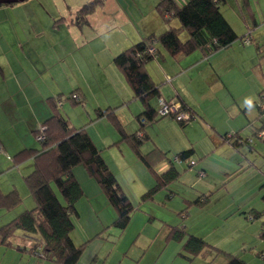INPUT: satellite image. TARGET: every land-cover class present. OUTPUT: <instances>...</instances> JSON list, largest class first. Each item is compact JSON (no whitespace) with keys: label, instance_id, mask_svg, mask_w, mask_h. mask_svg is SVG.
Segmentation results:
<instances>
[{"label":"crops","instance_id":"0c3cea01","mask_svg":"<svg viewBox=\"0 0 264 264\" xmlns=\"http://www.w3.org/2000/svg\"><path fill=\"white\" fill-rule=\"evenodd\" d=\"M234 1L236 4L233 6L237 5L240 10L239 0ZM38 2L40 6L34 8L37 11L32 10L37 16L40 17L43 12V16L45 15L46 17L47 14H50L54 21L55 19L58 21L48 30L44 21L38 19L34 22V30L22 29V32L25 31L28 38L20 36V28L16 26L15 20L11 16L13 15L11 9H16V12H20V9H22V6H17L20 1L8 6L0 5V11L3 12V17L0 18V144L2 148V151H0V190L8 192L11 189H16L21 196L20 203L13 208L0 207V224L25 209L27 207L25 206L26 204L32 206L30 205L32 204L31 201L34 203L23 180V176L33 169V157L30 156L16 162L13 156L23 148L38 147L35 143L34 128L51 114V108L47 101L48 96L62 94L68 88L69 93L75 90L82 95L84 103L80 104L86 110L89 107L88 104L95 110L125 104V100L132 96V90H128L129 84L114 64L113 56L150 32L157 31L155 24L145 26L142 21L138 23L137 20L132 19L130 12L121 6L119 0H102V3H99L95 9L87 14L86 21L80 24L76 22L75 14L86 1L49 0L52 3L51 7L46 6L44 0ZM227 2L228 0L221 1L219 9L237 34L249 32L254 41L259 43V40L253 34V29L258 24L254 20L255 17L250 7V0H244V2L250 7V16H253L251 25L247 24L244 15L241 16L242 20H240L237 15V9L234 8L235 10H233L230 8L232 6L230 5L229 7ZM221 4H223L222 7ZM225 4L226 6L224 7ZM141 15L143 14L141 13ZM242 22H246V29H244ZM240 26L243 29L239 33L237 28ZM62 28L64 32L60 34V29ZM88 29L90 31L91 29L94 30L93 34L95 37L111 31V29H114L111 32L115 36V30L118 29L120 36L117 37L116 35V39H105L102 44H97V51L91 52L92 56L90 55V59H88V54L81 50L82 47L87 46ZM23 40H29V43ZM24 42L28 43V47H24ZM77 43H79V47H77ZM261 60L254 42L242 43L237 39L231 45L207 55H202L199 49L180 57H173L163 51L147 61L145 67L154 81L159 83L160 94L163 98L177 100L190 107L193 117L187 124L191 120H193L191 123H194L195 119L197 121L200 118L205 121L209 119L206 124H209L210 135H219L220 137L222 133L227 132L226 129L223 132L221 129L225 126L222 125L225 122L216 126L217 117L212 118L211 116H214V113H211V111L214 110L216 115L218 113L223 114L226 119L234 118L239 114V112H234L231 104L235 106L242 105L240 98L244 97V95L236 98V89L245 87L241 94H246L249 90H252L255 82L258 83V76L261 77V80L258 87L256 86L253 89L258 93L264 87V72L261 69ZM40 77H42V84L37 81ZM213 80H215V84ZM129 88L131 89V87ZM222 90L226 94L222 93L223 96L220 97L218 92H222ZM97 92L102 93V97H97L95 94ZM209 94L211 97L208 98L207 95ZM230 96H233V99L228 100L227 97ZM247 96L245 95V97ZM207 99L206 108L204 102ZM223 100H227V105ZM245 102L247 103V100ZM155 104H157V100H155ZM64 105L62 102L59 106L60 112L61 106L64 107ZM64 110L67 112L66 109ZM251 112H246V115H252ZM61 114L63 113L61 112ZM125 114L120 113L117 115L120 122V118L124 120L128 118ZM63 115L67 116L73 123L79 124L77 119L70 114L69 116ZM154 123L151 121L146 125L152 126ZM241 126L238 129L242 131L244 126ZM90 127L87 126L86 130L92 141L95 138L100 142H108L102 139L104 134L102 135L99 131H94L98 136L94 137V132L89 129ZM234 128L237 129V127ZM219 140L221 142L218 144L223 142L230 144L228 141H222L221 137ZM181 142L180 138V142H177L175 148L179 149L180 146L186 144ZM158 143L162 147L165 146L162 142ZM96 183L95 186L93 185L94 188L92 190L98 193L97 187L100 192H103L99 184ZM200 188L204 187L201 186ZM23 201L25 202V207L22 204ZM238 206L240 216H236L237 219H241L243 225H252L253 220L257 218L248 217L245 213L250 208V204ZM256 209L263 212V209ZM227 210L217 216H213L215 220H218L216 224H208L209 230L212 229L219 233L214 239L203 233L202 235L199 229L195 231V226L190 227L187 223L186 225L174 223V225L182 226L187 233L206 238L205 240L209 244L221 251L218 252L205 247L191 259L187 257V251L182 247L186 234L179 240L168 238V228L173 224L167 223L165 240L173 239L177 241L180 243V249L174 255L173 252L175 251L169 253L165 264H226V252L241 257L245 264H264V237L261 234L263 231L259 232L256 225H253L249 235L245 230H242L243 233L239 234L238 231L235 232L231 227V229L225 228V230H220L217 227L221 223V217L229 212ZM185 214L188 215L189 210ZM263 214L264 212L260 218L263 217ZM263 220L261 221V228L264 227ZM38 239L39 235L36 233L15 229L11 237V243L8 245L0 244V264H55L56 262L27 249ZM236 239L238 241H235ZM247 245L250 246L248 250ZM23 246L27 248L21 249ZM246 255H248L247 260L244 258Z\"/></svg>","mask_w":264,"mask_h":264},{"label":"rangeland","instance_id":"374dc122","mask_svg":"<svg viewBox=\"0 0 264 264\" xmlns=\"http://www.w3.org/2000/svg\"><path fill=\"white\" fill-rule=\"evenodd\" d=\"M38 1L42 0L20 1L18 3L19 5H17L19 7L22 6L20 12H16V9H11L13 13L11 15L12 19L15 20L16 26L20 28L21 37L28 38L26 32H22V29L34 30V22L38 19L44 21L48 30L55 24L50 14H47L46 17L45 15L43 16V10L41 11L42 14H40V17L32 11H37L34 8L40 6ZM44 1L46 6H52L49 0ZM66 1L70 2L72 0ZM119 2L126 11L130 12L132 19L137 20L138 23L142 21L145 23V26L155 24L157 27L156 33L163 31L167 27V23L155 9L157 0H119ZM238 3L241 8L240 13L238 6H233L236 4L234 0H228L227 5L229 7L231 5L232 7L230 8L233 10H235L234 8L237 9V15L240 20H242L241 16L244 15L249 25L253 21V16H250V7L254 12V20L258 26L254 27L253 34L261 45V69L264 72V0H250V7L245 4L244 0H239ZM8 5L5 4L4 6ZM32 6L34 7L32 8ZM222 6L223 4H221ZM6 13L8 14V12ZM1 17H3L2 11H0ZM55 20L56 22L58 21L57 19ZM169 24H178L177 19L171 18ZM243 25L244 29H246V22ZM241 27L237 28L239 33L243 29ZM93 31V29L91 31L88 29L87 46L81 49L88 54V59H90L91 52L97 51V44H102L105 39H116V35L117 37L120 36L118 29L115 30V36L111 32L114 29L98 37L94 36ZM63 32V28L60 29V34H63ZM23 41L29 43V40ZM28 43L24 42V47H28ZM76 45L79 47V43ZM39 79H37L38 83L42 84V77ZM258 79V83L254 80L255 84L253 88L258 87L261 77L258 76ZM213 83L215 84V80H213ZM129 87L128 90L131 91ZM244 88L236 89L237 92H235L236 98L244 95V97L240 98L243 104L237 106L231 104L234 112H239L236 117L226 119L221 113L216 115L214 110L211 111V113H214V116L211 117H217L216 126L225 122L222 124L225 125L221 128L222 132L226 129L230 133L236 129L234 127L240 129L241 125L244 126V129L242 131L240 130V134L249 139L250 145L248 143H242L238 144V147H234L226 142L218 144L221 142L219 135L211 136L208 129L209 124H206L209 119L207 121L202 118L200 119L203 121L200 119L197 121L195 119L194 123H191L193 121L191 120L187 125L181 127L172 115L167 114L158 117L156 121L153 120L155 122L154 125L145 126L146 133L149 137L143 141L141 150L146 152L152 146H157L166 153V156L154 165V170L160 172L168 167L170 163H173L180 171L179 177L170 183V187L174 191L171 197L168 198L165 196L167 192L166 188H159L153 193L152 197L147 199H141V194L154 183L152 171L138 158L127 142L119 141L114 143L118 140L119 132L112 120L107 115L98 117L95 108L93 109L90 104H88L89 107L86 110L80 103H72V100L65 99L69 95L68 88L62 92L61 97L65 105L64 107L61 106V112L68 116L70 114L73 118L77 119L79 124L73 123L66 116L69 122L75 127H86L85 129H87V126H91L89 129H92V132L99 131L102 135L104 134L102 139L108 142H100L95 138H93V141H95V145L100 149L101 155L119 180L134 206L132 217L124 229L113 225L112 221L116 217V211L109 203L105 193L102 191L101 193L97 187L96 190L98 193L92 190L96 181L87 174L83 165L77 164L73 166V173L77 180L80 181L83 194L75 203L77 215H72L73 228L70 234L77 244L86 241L85 247L76 264H165L167 255L175 251L173 252L174 255L180 249V243L177 241L173 239L165 240L167 223H182L183 225L187 223L190 227L195 226V231L199 229L201 234L203 233L211 239H214L219 233H216L212 229L209 230L208 224H216L218 220H215L213 216H217L227 209L229 212L221 217V223L217 225L220 230L232 228L235 232L238 231L239 234L243 233L242 230H245L248 235L252 231L253 225L258 227L259 232L264 230V227L261 228V221L264 219V214L262 218L253 220L252 225H243L242 220L239 219V222L236 217L240 216L238 205H245L247 203L250 204L249 207L263 209L264 212V128L260 132L261 134H257L258 128L262 127L264 123V111L259 113L255 105L246 107V100H256L259 103L260 98L253 88L246 94H241ZM222 93L226 94L222 90V92H218V95L222 97ZM95 94L97 97H102V93L100 92ZM210 94L207 95L208 98L211 97ZM227 99L231 100L233 96L227 97ZM207 102L208 99L204 102L206 108ZM223 102L226 105L228 103L227 100H223ZM262 105L264 106V100L262 101ZM141 106L140 101L133 99L131 96L125 100V104H119L116 107L113 105L111 107L114 108L116 115L126 113L125 115L128 118L125 120L120 118V120L125 130L131 132L138 126L134 116L141 110ZM136 110L137 112H135ZM248 111H252V115H246ZM197 115L199 116V114ZM95 132L94 137H98ZM110 136L112 137L109 138ZM180 138L182 140L181 143L183 144L184 142L186 144H181L182 146L179 149L193 147L195 150L187 160L174 158L175 152L179 150L175 147L177 142H180ZM36 140V146H39L40 143ZM158 142H162L165 146L162 147ZM201 168H204L205 173H198ZM201 186L204 188H200ZM53 187L59 199L62 201V196L59 191L55 186ZM208 191H211V196L208 201L202 204L191 203L188 205L186 203L185 198H193L201 192ZM31 203L30 205L34 204L33 201ZM22 204L24 206L25 202L23 201ZM25 206V208L31 207L28 204ZM185 206H188V215L185 214L186 211H182ZM97 232H100V234L95 235ZM235 241H238V239ZM249 247L247 245V250ZM244 258L247 260L248 255Z\"/></svg>","mask_w":264,"mask_h":264},{"label":"trees","instance_id":"16d2710c","mask_svg":"<svg viewBox=\"0 0 264 264\" xmlns=\"http://www.w3.org/2000/svg\"><path fill=\"white\" fill-rule=\"evenodd\" d=\"M221 1L223 0H157L155 9L165 20L167 27L159 33L150 32L113 56L114 64L131 87L132 98L139 100L142 105L141 110L134 116L138 126L134 131L127 132L112 107L97 109L96 115L98 117L107 115L119 132L118 140L114 143L127 142L138 158L152 171L154 183L141 194V199L152 197L159 188L167 189L166 197L172 196L174 191L171 189L170 183L180 174L173 163H170L164 170L155 172L154 165L166 156V153L157 146H152L146 152L141 150L143 141L148 137L145 130L146 124L164 116L158 112V98L161 96L159 83L155 82L147 71L146 62L163 51L173 57H180L199 49L202 55H207L231 45L237 39L242 43L254 42L257 53L259 56L262 55L261 45L254 41L249 32L237 34L219 9ZM99 3H102V0L84 2L75 14L76 22L79 24L85 22L87 14ZM5 4L12 3H0V5ZM171 18H176L178 24H169ZM246 37H248V42L244 41ZM151 47L154 48V51L150 50ZM61 96L62 94L59 93L47 98L51 114L39 124L44 128L43 138L37 139L40 145L23 148L13 156L16 162L30 156L33 157V169L23 176V180L34 204L0 224V244H10L14 230L21 229L39 235V239L33 245L28 248L23 246L21 249L27 248L59 264H75L86 241L77 244L70 234L73 228L72 215H77L75 203L83 194V188L73 173V166L83 165L87 174L99 184L116 211V217L112 221L113 225L124 229L134 206L87 130L83 126H73L59 111V106L63 102ZM258 96L259 103L253 100L246 107L255 105L261 113L264 111L262 105L264 87L258 91ZM66 98L74 103H84L82 95L75 90H72ZM155 100H157V104H155ZM177 111L188 113L187 118L178 120L175 118L176 113L169 114L181 126H185L193 117L190 107L183 102H179ZM263 128L264 123L262 127L258 128L257 134L263 131ZM37 132L38 127L36 126L34 136ZM220 137L222 141H228L234 147L250 142L247 137L240 134L239 129L230 133L224 132ZM193 152V147H188L177 151L174 156L179 160H187ZM203 172L202 168L198 171L200 174ZM53 186L59 191L62 201ZM210 196L211 191L201 192L196 197L185 198V200L188 205L191 203L202 204L208 201ZM20 201L21 196L16 189H11L8 192L0 190V207L10 209L18 205ZM187 208L188 206H185L182 211L187 212ZM245 213L248 217L260 218L263 212L250 207ZM99 234L100 232H97L95 235ZM185 234L182 247L187 251L189 259L200 253L205 247L221 252L204 238L187 233L178 224L169 226L167 237L179 240ZM261 234L264 237V230ZM226 255V264H245V261L237 255L227 252Z\"/></svg>","mask_w":264,"mask_h":264},{"label":"built area","instance_id":"2783aa9c","mask_svg":"<svg viewBox=\"0 0 264 264\" xmlns=\"http://www.w3.org/2000/svg\"><path fill=\"white\" fill-rule=\"evenodd\" d=\"M245 42H248V37L245 38L244 40ZM151 51H154V48L151 47L150 48ZM179 107V101L177 100H167L165 98H163L162 96H160L158 98V112L162 115H167L170 113H176L175 114V118L178 119H185L188 117V113L187 112H183V111H177ZM38 132L36 134V139H42L43 138V127L38 125ZM0 151H2L1 148V144H0Z\"/></svg>","mask_w":264,"mask_h":264},{"label":"water","instance_id":"95a60500","mask_svg":"<svg viewBox=\"0 0 264 264\" xmlns=\"http://www.w3.org/2000/svg\"><path fill=\"white\" fill-rule=\"evenodd\" d=\"M22 0H0V3H14V2H19Z\"/></svg>","mask_w":264,"mask_h":264},{"label":"clouds","instance_id":"9594fccd","mask_svg":"<svg viewBox=\"0 0 264 264\" xmlns=\"http://www.w3.org/2000/svg\"><path fill=\"white\" fill-rule=\"evenodd\" d=\"M247 103L251 104V101L249 100V101H247Z\"/></svg>","mask_w":264,"mask_h":264}]
</instances>
